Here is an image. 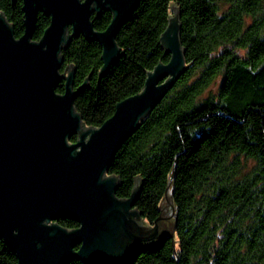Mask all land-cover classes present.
<instances>
[{"label": "trees", "instance_id": "1", "mask_svg": "<svg viewBox=\"0 0 264 264\" xmlns=\"http://www.w3.org/2000/svg\"><path fill=\"white\" fill-rule=\"evenodd\" d=\"M173 7L188 69L123 144L109 175L120 180V199L140 181L135 208L152 226L172 214L168 193L174 212L165 223L174 235L119 264H264V0H140L117 36L121 57L106 77L99 81L101 45L83 36L62 51L61 72L74 70L75 88L89 78L75 108L87 127H101L170 60L160 37ZM22 8V0H0L17 38ZM111 20L110 12L92 17L99 32ZM49 24L39 14L34 41ZM57 92L64 93L63 83ZM0 264H17L2 243Z\"/></svg>", "mask_w": 264, "mask_h": 264}, {"label": "water", "instance_id": "2", "mask_svg": "<svg viewBox=\"0 0 264 264\" xmlns=\"http://www.w3.org/2000/svg\"><path fill=\"white\" fill-rule=\"evenodd\" d=\"M18 0H12L17 3ZM24 34L0 11V243L17 264H119L174 235L163 214L150 226L135 208L140 181L127 199L116 196L119 178L109 169L123 144L188 69L179 9L160 37L168 63L148 73L143 91L118 103L99 128L85 125L75 100L74 70L61 72L62 51L74 37L102 47L99 81L121 57L117 36L140 0H22ZM112 14L106 30L92 17ZM39 14L50 24L33 40ZM64 84V93L58 86ZM76 142H70L72 137ZM71 220L79 227L59 224Z\"/></svg>", "mask_w": 264, "mask_h": 264}, {"label": "rangeland", "instance_id": "3", "mask_svg": "<svg viewBox=\"0 0 264 264\" xmlns=\"http://www.w3.org/2000/svg\"><path fill=\"white\" fill-rule=\"evenodd\" d=\"M150 225V224H149ZM151 226V225H150Z\"/></svg>", "mask_w": 264, "mask_h": 264}]
</instances>
